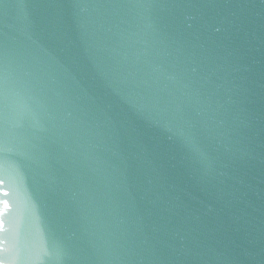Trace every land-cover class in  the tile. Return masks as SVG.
I'll list each match as a JSON object with an SVG mask.
<instances>
[{
    "label": "water",
    "instance_id": "water-1",
    "mask_svg": "<svg viewBox=\"0 0 264 264\" xmlns=\"http://www.w3.org/2000/svg\"><path fill=\"white\" fill-rule=\"evenodd\" d=\"M0 264H264V0H0Z\"/></svg>",
    "mask_w": 264,
    "mask_h": 264
}]
</instances>
